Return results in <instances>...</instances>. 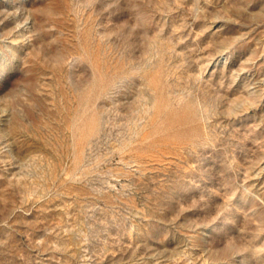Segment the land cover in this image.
Here are the masks:
<instances>
[{
    "label": "rangeland",
    "instance_id": "rangeland-1",
    "mask_svg": "<svg viewBox=\"0 0 264 264\" xmlns=\"http://www.w3.org/2000/svg\"><path fill=\"white\" fill-rule=\"evenodd\" d=\"M0 264H264V0H0Z\"/></svg>",
    "mask_w": 264,
    "mask_h": 264
}]
</instances>
